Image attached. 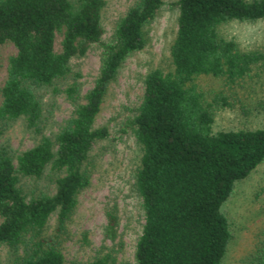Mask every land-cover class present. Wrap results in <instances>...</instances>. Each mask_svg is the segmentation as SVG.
<instances>
[{"label":"trees","instance_id":"16d2710c","mask_svg":"<svg viewBox=\"0 0 264 264\" xmlns=\"http://www.w3.org/2000/svg\"><path fill=\"white\" fill-rule=\"evenodd\" d=\"M177 4L171 68L146 75L142 102L127 121L142 150L135 186L145 222L135 264H223L235 239L224 206L237 185L264 163V127L222 124L230 109L227 97L206 92L197 80L209 77L233 87L264 63V52L244 47L226 31L232 24L264 20V0ZM163 5L164 0H135L103 46L93 86L83 95L77 83L66 89L74 113L57 134L42 135L18 155L16 165L0 148V246L9 251L6 264H65L61 246L78 196L91 183L90 152L109 136L95 121L123 63L147 46L146 27ZM106 6L107 0H0V46L11 43L16 49L1 88L0 136L3 124L20 118L41 133L43 107L33 88L69 78L72 59L101 42ZM48 167L54 193L28 198L20 178L40 179ZM54 214L55 231L47 234ZM106 220V236L115 241V208ZM121 248L73 264H117ZM245 263L264 264V237Z\"/></svg>","mask_w":264,"mask_h":264},{"label":"rangeland","instance_id":"374dc122","mask_svg":"<svg viewBox=\"0 0 264 264\" xmlns=\"http://www.w3.org/2000/svg\"><path fill=\"white\" fill-rule=\"evenodd\" d=\"M134 2L107 0L101 42L93 44L84 56L72 59L69 78L50 86L33 88L43 107L41 133L28 128L22 118L3 124L0 148L7 149L15 165L18 155L34 147L42 135L53 137L71 119L74 106L66 89L77 83L83 95L93 86L103 46L112 41L118 21ZM177 2L164 0L155 19L146 27L147 46L123 63L104 98L95 127H106L109 136L95 143L90 152L88 167L91 183L78 196V206L61 246L65 264L92 261L112 248L117 250L120 244L122 248L116 254L117 264H135L136 247L145 222L142 200L135 186V173L142 150L127 121L136 115L142 102L146 75L154 69L168 71L171 68L170 47L176 36L179 16ZM226 31L244 47L264 52V20L232 24ZM55 50H61L60 36L56 38ZM15 54L16 49L11 43L0 46V103L9 58ZM197 83L208 93L227 97L230 109H225L222 114V124L238 128L264 127V63L257 66L244 82L233 87H226L221 80L209 77H201ZM52 175L48 167L40 179L21 177L28 198L41 193L53 194ZM113 208L119 217L118 238L115 241L106 236V213ZM224 211L231 220L235 239L223 264H246L247 258L264 237V163L237 185ZM55 227L54 214L49 219L46 233L53 234ZM8 255V249L0 246V264L7 263Z\"/></svg>","mask_w":264,"mask_h":264}]
</instances>
